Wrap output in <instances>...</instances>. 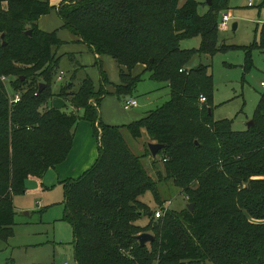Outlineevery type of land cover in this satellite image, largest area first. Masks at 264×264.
<instances>
[{"label":"trees","instance_id":"16d2710c","mask_svg":"<svg viewBox=\"0 0 264 264\" xmlns=\"http://www.w3.org/2000/svg\"><path fill=\"white\" fill-rule=\"evenodd\" d=\"M228 1L69 0L53 7L49 0H0V239L13 234V196L26 191L29 178H42L67 158L82 119L97 138L98 155L77 178L63 181V219L72 228L76 264H264V90L252 125L235 131L232 120L213 118L208 65L186 67L195 55L226 48L219 45L218 23ZM52 9L63 28L117 62L119 99L132 97L141 73L129 72L139 64L149 79L166 82L169 99L126 126L104 124L89 100L100 102L106 92L96 98L91 78L72 54L70 78L53 91L63 73V55L57 54L63 42L37 23ZM192 37H200L198 47L180 46ZM252 49L264 51V24L247 55ZM100 80L107 82L102 69ZM14 93L17 102L11 101ZM55 95L68 102L69 111L49 104ZM124 129L133 138L145 131L151 142L164 144L156 154L163 169L155 166L156 156L151 162L156 179L145 169L144 155L131 151ZM159 181L188 197L183 209L163 208ZM147 191L162 216L156 218L140 199ZM142 215L148 217L144 225ZM142 232L154 240L141 246L136 235Z\"/></svg>","mask_w":264,"mask_h":264},{"label":"rangeland","instance_id":"374dc122","mask_svg":"<svg viewBox=\"0 0 264 264\" xmlns=\"http://www.w3.org/2000/svg\"><path fill=\"white\" fill-rule=\"evenodd\" d=\"M184 1L180 0L179 3L182 4ZM198 1L204 2L205 0ZM228 4L230 8L221 12V14L227 12L230 15L228 28L219 31V45L225 44L226 48L218 51L213 56L195 55L186 67H194L200 63L208 65V72L212 76L213 118L215 120L230 119L232 120L233 130L243 131L252 119L260 93L264 90V87L260 85V82L264 81V51L252 49L249 55L245 51V48L250 46L254 41H259L260 31L264 24V5L260 4V1H256L254 6L250 7L247 6L246 0H229ZM205 11L206 5L202 3L198 7V12L202 14ZM52 14L60 20L55 10H53ZM234 23L236 24L235 28L232 27ZM53 30L55 29L49 31ZM56 31L58 34V30ZM66 32L69 31L67 30ZM199 42L200 37H192L182 40L180 46L182 48H194L198 47ZM72 47H74V43L68 40L57 50V53L64 52L65 54H59L63 55L59 63V71L62 70L63 73L60 79H56L53 91H58L60 84L67 81L71 76L72 66L67 54H69V51H73L71 50ZM87 52L93 55L92 52ZM84 55L89 56L87 53ZM84 55L78 53L79 58L86 57ZM104 56L108 60V64L101 68L105 71L109 80L113 81L115 70L112 67L113 65L110 64V60L115 64V68H119V65L110 56ZM247 61L251 65L249 70L245 71L244 66ZM89 65L87 71L93 73L94 80L92 81L95 87H98L100 85L99 66L101 64L99 61L93 59L92 62H89ZM123 69L127 70L124 66ZM83 73V71L78 73L75 87L78 85V80L83 76ZM133 73H141V80L134 90L133 96L139 103L143 104L142 107H147L146 104L151 102L150 106H148L150 108L144 109H155L169 99V88L166 82L149 79V73L139 68H135ZM129 74L132 76L131 71ZM108 88L113 89L112 83L108 84ZM101 92L102 94L104 93L103 88L100 89V92L97 91L95 93L96 98L102 95ZM146 95L150 96L149 99L145 98ZM55 97L61 98L55 95L50 99L49 104H51L52 99ZM60 100L65 102L66 106L63 109L69 111L71 107L68 102L63 98ZM123 101V99H119L115 94L108 93L100 102L98 99L93 100L91 98L89 103L98 108L99 117L100 114H116V110L119 107L126 113L137 109L136 107H131L128 110L124 109ZM77 113L82 115V110H78ZM111 119V121H116L113 120L114 118ZM123 136L133 153L144 155L142 158L144 167L156 179V174L153 172L154 169L151 166L153 156L151 157L150 153L147 152V143L151 141L148 139L146 132L143 131L139 138H133L124 129ZM93 138L94 147L98 153V141L96 136ZM155 158L157 159L155 166L163 169L160 155H157ZM157 185L159 187L160 199L164 201L163 207L176 211L185 207L187 201L178 187L172 185L170 182L165 183L163 181H159ZM63 197L64 194L62 193V199L55 200V204L51 206L47 205L45 209L38 206L33 210H29V214L25 213V211H28L26 209L15 212L14 224L11 226L12 236L6 240L0 239V264H58L62 260H67L69 264H76L73 254L72 228L63 219ZM140 199L152 211L160 208L150 191L143 194ZM147 220V215H142L139 222L144 225L147 223Z\"/></svg>","mask_w":264,"mask_h":264},{"label":"crops","instance_id":"0c3cea01","mask_svg":"<svg viewBox=\"0 0 264 264\" xmlns=\"http://www.w3.org/2000/svg\"><path fill=\"white\" fill-rule=\"evenodd\" d=\"M65 1L68 0H49V3L53 7H56ZM53 10L55 9H52L49 13L41 15L39 17L37 22L39 29L47 32H50L49 30L55 29L53 31H55L56 34H57L56 30H58L57 36L63 43L68 42V40L73 42L74 47H72L71 49L73 51H69V54L73 55L74 59L83 67L84 71L90 76L91 80H94L93 73L87 71L88 70L87 68L90 66L89 62H92L93 59L99 61V63L101 64V66H99V75H100V69H102L101 67L107 66L108 60L104 58L105 57L104 55L95 54L87 44L81 41V39L77 35L71 32H66L67 29L63 28L62 20L61 19L59 20L58 18H56V16L52 14ZM87 51L92 52L93 55H91ZM63 53L58 52L57 54L59 55ZM78 53H82L83 55L87 53L89 54V56L84 55L86 57L79 58ZM110 64L113 65L112 67L115 70V77H113V81L109 80L107 74L102 69L103 72L105 73L107 82L104 83L103 85L100 80V85L98 87H95L93 83L95 92H97L100 88H103L106 92L105 95H107L108 93L114 94L115 86L120 83L119 68L118 67L115 68V64H113L112 60H110ZM135 68H139L142 69V71H144L143 65L140 64L136 65L131 70L133 76L137 75L133 73V70ZM109 83H112L113 89L108 88ZM105 95H102L101 99ZM132 97L137 101V105L135 106L137 108L136 110L126 113L123 110H121V108L119 107L118 110H116V114H100L101 121L104 124L110 126H126L134 121L142 119L147 114V112L153 110V109H144V108H150L148 106H150L151 102L146 104L147 107H142L143 104L139 103V101L133 95ZM149 97H150L149 95L145 96V98L147 99H149ZM60 99L61 98H57V97L53 98L51 101V105L63 109L65 102ZM111 118H114L113 120L116 121H111L112 120ZM93 137L94 135L90 124L85 120L79 121L74 130L73 146L67 158L62 163L52 168H49L44 173L42 178L40 179L29 178L27 180L26 191L23 194L13 196V205L15 207V212L17 210L26 209L28 211H25V213L29 214L30 212L29 210H33L38 206L45 209L47 205L51 206L52 204H55V200L62 199V193L64 194L63 181L67 179L77 178L79 175L82 174V172L88 169L95 161L98 153L94 147ZM63 212H64V203H63Z\"/></svg>","mask_w":264,"mask_h":264},{"label":"built area","instance_id":"2783aa9c","mask_svg":"<svg viewBox=\"0 0 264 264\" xmlns=\"http://www.w3.org/2000/svg\"><path fill=\"white\" fill-rule=\"evenodd\" d=\"M256 1H260V3H261L264 0H246L247 6H250V7L251 6H254V3ZM229 19H230V15L227 12L221 14L220 19H219V23H218L219 30H222L223 31V30H226L228 28V21H229ZM61 74H62V72L60 73V76L58 77L59 79L61 78ZM260 85L262 87H264V81H261L260 82ZM19 99H20L19 93H14L13 96H12V98H11V101L17 102ZM200 101L201 102H204L205 101V97L204 96H201L200 97ZM136 105H137V101L133 97H127L123 101V107L125 109H129L131 107H135ZM187 198L188 197H185V199H187ZM163 208L164 209H167L168 207H163ZM162 209L155 210L154 216L156 218H158V217H160V216H162L164 214V210H162ZM58 264H69V262L67 260H62V262H60Z\"/></svg>","mask_w":264,"mask_h":264},{"label":"water","instance_id":"95a60500","mask_svg":"<svg viewBox=\"0 0 264 264\" xmlns=\"http://www.w3.org/2000/svg\"><path fill=\"white\" fill-rule=\"evenodd\" d=\"M206 4L208 6H210L212 4V0H205ZM233 28L236 27V24L234 23L232 25ZM27 34H31V30H28L26 31ZM1 38H3V34H1ZM44 86L43 83L40 84V88L39 90H41V88ZM252 120H250L247 124V127H250L252 125ZM147 146H148V149L150 150V153L153 157L156 156L157 152L164 148V144H161V143H158V142H148L147 143ZM194 206V203H190V204H187V207L192 210ZM150 215V213L148 214ZM136 240L139 242V244L142 246V245H145L147 242H151L154 240V236L153 234L149 233V232H142L138 235H136Z\"/></svg>","mask_w":264,"mask_h":264}]
</instances>
